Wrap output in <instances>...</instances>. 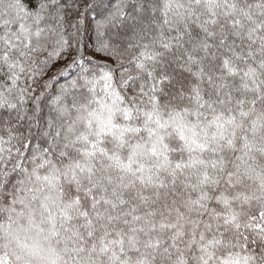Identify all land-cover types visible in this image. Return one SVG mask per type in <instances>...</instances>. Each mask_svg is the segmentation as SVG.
<instances>
[{
	"label": "snow or ice",
	"instance_id": "6c2138e0",
	"mask_svg": "<svg viewBox=\"0 0 264 264\" xmlns=\"http://www.w3.org/2000/svg\"><path fill=\"white\" fill-rule=\"evenodd\" d=\"M0 264H264V0H0Z\"/></svg>",
	"mask_w": 264,
	"mask_h": 264
}]
</instances>
